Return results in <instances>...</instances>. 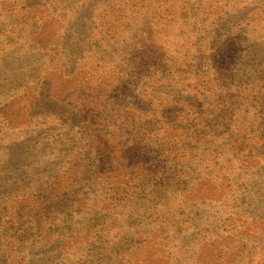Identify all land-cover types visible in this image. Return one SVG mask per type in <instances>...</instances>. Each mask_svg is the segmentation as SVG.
<instances>
[{
  "label": "trees",
  "instance_id": "trees-1",
  "mask_svg": "<svg viewBox=\"0 0 264 264\" xmlns=\"http://www.w3.org/2000/svg\"><path fill=\"white\" fill-rule=\"evenodd\" d=\"M0 264H264V0H0Z\"/></svg>",
  "mask_w": 264,
  "mask_h": 264
}]
</instances>
